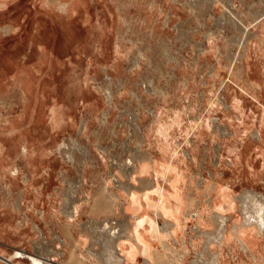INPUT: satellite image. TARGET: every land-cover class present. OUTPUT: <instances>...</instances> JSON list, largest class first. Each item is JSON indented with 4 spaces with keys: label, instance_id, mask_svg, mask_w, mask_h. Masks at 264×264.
<instances>
[{
    "label": "rangeland",
    "instance_id": "obj_1",
    "mask_svg": "<svg viewBox=\"0 0 264 264\" xmlns=\"http://www.w3.org/2000/svg\"><path fill=\"white\" fill-rule=\"evenodd\" d=\"M59 1L0 0V264L118 229L123 264H264V0Z\"/></svg>",
    "mask_w": 264,
    "mask_h": 264
},
{
    "label": "bare ground",
    "instance_id": "obj_2",
    "mask_svg": "<svg viewBox=\"0 0 264 264\" xmlns=\"http://www.w3.org/2000/svg\"><path fill=\"white\" fill-rule=\"evenodd\" d=\"M83 0H73L71 1V3L69 2H64V1H59L58 2V5L61 9H63L64 11H67L69 8L71 9L72 7H77ZM191 5L194 4V2H190ZM72 5V6H71ZM68 13V12H67ZM106 96L107 98H111V96H113L112 94V91L110 88H106ZM2 103L5 104V101L2 100ZM129 186V185H128ZM132 188V187H131ZM130 188V189H131ZM109 189V184H107L104 188L105 191H107ZM119 198V197H118ZM110 201H111V204H110V208L114 209L115 210V204H116V199L115 198H109ZM109 199L108 197H105V200L109 202ZM260 205V204H259ZM68 209V208H67ZM247 208L245 207V210ZM248 210V209H247ZM246 210V212H248ZM251 210V209H249ZM255 210V209H254ZM252 212V210H251ZM250 213V212H249ZM254 213V212H253ZM252 214V213H251ZM249 216V215H248ZM248 218V217H247ZM249 220H255L256 221V224L260 227V229H262L264 227V202L261 203L260 206H256V212H255V215H251L249 218ZM73 227V226H72ZM125 227H126V224H125ZM91 227H88V232H91L92 230L90 229ZM112 231V230H111ZM109 233V237L108 239L106 240L105 238L102 240V248L100 250V252H97L95 250H90V254L91 255V258L93 259V261H88L86 259H84L83 257H81L79 255L78 259L75 260V262H87L88 264H96V263H101V264H123V258L119 255V253L117 252V243L119 241L120 238H122L123 236V230L121 229H118L117 231H113ZM220 232V231H219ZM68 236V239L72 241L71 245H73V252L71 254V257L72 259H74V256L77 254L78 255V252L76 253V250L78 249V247L80 248V246L82 244H84L85 242H83L82 240L78 239L77 237L74 236V234L71 232V231H68L67 232ZM208 234V233H207ZM211 235V236H210ZM222 234L221 233H210L208 234V237L209 239L213 240H219V237L221 236ZM67 238V237H66ZM125 238V237H124ZM221 238V237H220ZM223 241V240H222ZM221 241V242H222ZM120 242V241H119ZM164 242L166 244H168V241H165ZM244 246L246 248H248V246L246 244H244ZM146 248V251L145 253H148L149 257L152 258L151 254H150V251H149V246L145 245L144 246V249ZM131 254V253H130ZM177 255V254H176ZM175 256V254L173 255ZM178 256V255H177ZM176 256V257H177ZM155 259H156V263L158 264H165V257L160 254L159 252L156 251L155 253ZM153 257V258H154ZM214 257V256H213ZM154 259V261H155ZM219 261V258H212V261L209 262L210 264H213L214 262H218ZM125 262V261H124ZM152 262V261H151ZM34 263L35 264H53L51 263L50 261L47 260V258H44V257H36L34 258Z\"/></svg>",
    "mask_w": 264,
    "mask_h": 264
}]
</instances>
